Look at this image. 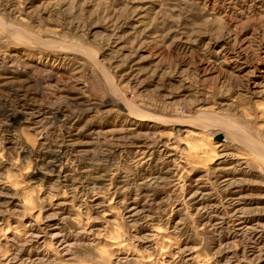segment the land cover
<instances>
[{"label":"rangeland","instance_id":"374dc122","mask_svg":"<svg viewBox=\"0 0 264 264\" xmlns=\"http://www.w3.org/2000/svg\"><path fill=\"white\" fill-rule=\"evenodd\" d=\"M0 264H264V0H0Z\"/></svg>","mask_w":264,"mask_h":264},{"label":"bare ground","instance_id":"6f19581e","mask_svg":"<svg viewBox=\"0 0 264 264\" xmlns=\"http://www.w3.org/2000/svg\"><path fill=\"white\" fill-rule=\"evenodd\" d=\"M203 151V150H202ZM210 151V150H209ZM204 152V151H203ZM208 153V152H207ZM204 155V154H203ZM203 158V157H202ZM218 159V158H217Z\"/></svg>","mask_w":264,"mask_h":264}]
</instances>
